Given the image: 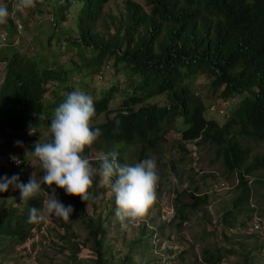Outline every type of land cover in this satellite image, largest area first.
Instances as JSON below:
<instances>
[{
    "label": "trees",
    "instance_id": "trees-1",
    "mask_svg": "<svg viewBox=\"0 0 264 264\" xmlns=\"http://www.w3.org/2000/svg\"><path fill=\"white\" fill-rule=\"evenodd\" d=\"M38 1L41 0H36V7L31 10L38 8ZM71 1L64 0L57 6L59 20L66 16L63 9ZM78 1L75 14L78 32L76 38L67 41L75 44L78 51L82 48L91 52L89 57L83 55L82 58L83 63L93 64V71L108 60L106 58H111V66L127 76L130 87L113 109L109 108V101L112 91L118 89L117 84L111 83L93 100L96 115L92 118V127H99L102 135L90 148H85L83 155L88 157L92 150L102 154L117 151L121 163L126 159L123 151L134 144L138 163L148 158V151H156L164 132L179 116L186 126L180 129L178 148L185 152L184 141L188 139H195L196 144L210 142L214 145V158L220 159L225 170L235 172L239 190L222 217L236 212L247 202L250 193L246 174L264 169V153L249 157L248 148L234 138L238 133L256 140L264 139V0H145L147 10L133 0H125L123 24L106 40L93 30V24L107 0ZM7 22L8 42L0 49V59L5 61L0 82V101L5 105L0 114V131L8 130L19 138L25 128L50 123L43 110L45 84L47 80L65 77V71L60 73L47 66L39 71L33 58L17 53L12 47V38L17 36L15 24L10 17ZM195 73H204L212 90L218 89V96L235 95L230 114L221 124L204 116L202 99L189 88L188 78ZM160 94H164L162 102L152 101ZM41 112L46 116L43 121L38 120ZM103 112L111 114L95 120ZM116 120L120 121L119 126ZM51 139L52 135L45 139L26 136V148L32 153L35 142ZM181 158L178 155L170 165L175 167ZM4 175L12 176L10 171L0 170V176ZM98 179L99 176L89 189L91 195L96 193ZM252 180L264 187V177L256 176ZM42 187L56 188V194L71 203L87 226L92 259L96 258L100 264V237L97 235L104 232L106 225L84 213L79 196L68 195L55 184L51 188ZM16 192H20L18 188ZM38 197L39 194L24 203L20 210L16 207L0 210V238L14 243L25 239L34 224L28 222L29 209L40 207ZM205 200L203 195L193 194L190 203L176 206L174 215L179 218L176 225L186 218L185 207L196 208ZM79 244L83 243H74L71 248L73 262H77ZM224 250L231 252L233 248L202 247L204 264H221Z\"/></svg>",
    "mask_w": 264,
    "mask_h": 264
},
{
    "label": "rangeland",
    "instance_id": "rangeland-1",
    "mask_svg": "<svg viewBox=\"0 0 264 264\" xmlns=\"http://www.w3.org/2000/svg\"><path fill=\"white\" fill-rule=\"evenodd\" d=\"M133 1L139 3L145 10L148 9L145 0ZM5 2L6 0H0V6ZM63 2L64 0H41L38 1L36 9L10 11L15 20L20 17L22 22L18 36L14 38L16 43L12 45L17 53L25 58H33L39 71L45 66L60 73L65 71V77L47 80L45 84L43 110L50 123L54 109L74 90L80 89L91 95L94 100L102 95L111 83L117 84L118 89L112 91L113 96L109 101L110 109L119 105L122 93L130 90L127 76L120 69L115 70L111 66V58H106L108 60L102 62L101 65L108 61V66L104 67L101 76L96 75L101 66L93 71L92 63H83L82 56L89 57L91 52L82 48L78 51V48L74 47L75 44H69L67 41L69 38H76L78 30L75 26V14L80 2L72 0L71 4L63 9L66 16L59 20L57 6ZM124 10L125 0L105 1L99 17L93 24V30L106 40L116 28L122 26ZM8 29H10L8 22L0 25V31L3 33H8ZM4 67L0 62V81ZM188 85L191 91L202 99L205 117L215 119L219 124L228 117L235 95L223 98L218 96V89L212 90L209 78L204 73L190 76ZM163 100L164 94L152 98V101L156 102ZM219 102L221 105L217 104L219 106L215 111L210 109L212 106L208 109L210 103ZM4 109L5 105L0 101V114ZM110 114L100 113L95 120ZM50 123L35 128L31 131L32 134H29L30 131L22 130L19 138L12 136L8 130L0 131V151L11 150L25 161L22 171L1 162L0 170L3 173L10 171L11 175L18 174L22 183L23 178L28 182L33 172L38 178L43 175L39 160L26 148L28 143L26 136L32 135L38 139L49 137ZM185 126L182 118L176 117L172 126L164 132L156 151L147 152V157L157 158L160 180L157 200L144 219L135 222L125 221L122 224L115 215V196L110 187L100 183V177L95 195H91L92 198L88 201H83L84 213L106 225L104 232L97 235L100 237V264H204L201 256L202 247L211 248L216 245L233 248L231 252L223 251L222 264H264V223L258 230L248 229L253 212L259 214L264 221V187L260 183H252L256 176L264 177V169H255L246 174L247 184L251 188L247 202L241 204L236 212L223 218V212L231 206L232 199L239 190L236 174L234 171L225 170L220 159L214 158V145L210 142L196 144L195 139H188L184 141L185 152L178 148L181 141L180 129ZM234 138L248 148L249 157L264 153V139L256 140L238 133L234 134ZM17 140L22 142L21 146L16 145ZM136 149V145L130 144L123 151L126 159L121 163L129 165L137 163ZM100 155L101 151L92 150L88 157L97 168ZM178 155L182 158L176 162L175 167H172L170 162ZM47 192L43 196L46 197ZM193 194L203 195L206 200L196 208L185 207L187 216L177 226L179 218L174 215V209L182 203H190ZM57 197L64 205H71L62 196ZM23 205L20 192H16L12 186H9L6 192H0L1 211H7L10 207L20 210ZM46 218H50L54 225L46 228L48 241L46 243L39 241L35 246L36 264H98L96 258L93 260L91 257L79 262L71 261L73 258L71 248L74 243L80 242L83 245L92 243L88 239L87 226L75 209L68 222L47 214ZM149 225L151 228L155 227L154 238L150 236ZM18 246V243L1 237L0 264L32 263L30 253L22 252Z\"/></svg>",
    "mask_w": 264,
    "mask_h": 264
},
{
    "label": "clouds",
    "instance_id": "clouds-1",
    "mask_svg": "<svg viewBox=\"0 0 264 264\" xmlns=\"http://www.w3.org/2000/svg\"><path fill=\"white\" fill-rule=\"evenodd\" d=\"M35 7L36 0H6L4 5L0 6V25L6 24L7 18L10 17L18 36L22 22L20 17L15 20L10 11L18 12L20 9ZM1 33L3 32L0 31V49L8 42V33H3V37ZM15 37L12 38L13 44L16 43ZM0 62L5 66L3 59H0ZM100 66L96 71L97 76H101L104 67L108 66V61ZM95 115L96 109L91 95L80 89L68 93L64 101L54 109L49 128L51 141L38 140L34 144L32 155L38 158L43 176L38 178L33 172L27 183L20 182L18 174L11 177L0 176V192H6L9 186L13 189L18 188L21 201L28 203L44 190L42 185L51 188L55 184L66 194L79 196L82 201H88L92 198L89 189L99 176L100 183L110 187L115 196V215L122 224L125 221L135 222L144 219L157 200L160 180L157 158L151 156L133 165L122 164L118 160L119 153L111 151L100 155L99 168L95 167L93 162L83 155L85 148H90L102 135L99 127H92L91 122ZM45 119L44 113L38 114V120ZM119 123L120 121L116 120L117 126ZM29 128L35 129L28 127L23 131ZM15 143L18 146L22 145L19 140ZM11 158L19 163L15 156ZM73 211L72 205H64L58 199L56 188H51V192H47V198L43 201V211L35 206L30 207L28 222L39 223L45 219L46 214L68 222Z\"/></svg>",
    "mask_w": 264,
    "mask_h": 264
},
{
    "label": "built area",
    "instance_id": "built-area-1",
    "mask_svg": "<svg viewBox=\"0 0 264 264\" xmlns=\"http://www.w3.org/2000/svg\"><path fill=\"white\" fill-rule=\"evenodd\" d=\"M1 37H3V33H1ZM217 104H220V102L216 103V104L210 103L207 107L209 109L212 106L213 108H210V109L215 111L217 109L216 107L219 106ZM222 105H223V107L225 106V104H222ZM28 131H33V129L29 128V129L26 130V132H28ZM12 156H15L17 158V160L19 161V163L14 161L11 158ZM0 160H1L0 161L1 164L9 165L10 167L17 168L20 171H22V168L25 166V161L18 154H15L11 150H2V151H0ZM40 176H42V175H40ZM23 183H27L25 178H23ZM47 191L51 192V190L44 189L39 194V197H38V200L40 201L39 209H41L42 211H43V201L47 198V196L45 197V195L43 196V194L46 193ZM263 223H264V221H263L262 217L259 214H257L256 212H253L252 218H251V220L249 222L248 229L249 230H258V229L261 228V224H263ZM53 225H54V222L50 218H46V215H45V219L42 220L39 223H34L29 228V234L25 237V239L23 241L18 243L19 244L18 248H21L22 252L23 251H28V253H30V255H31V259L30 260H32V263H30V264H36L37 263L35 261V257H36V255H35L36 254L35 246L37 245V242H39V241L41 243H46L48 241V239H46V228L49 227V226H53ZM149 226H150L149 230L151 232L150 236L152 235V237L154 238L155 237L154 236L155 227L151 228V225H149ZM89 257H91V258L94 257L93 250H92L91 246L87 245V244H84V245L83 244H79V249L76 251V259H77V261L78 262L82 261V259L83 260H87V258H89Z\"/></svg>",
    "mask_w": 264,
    "mask_h": 264
},
{
    "label": "crops",
    "instance_id": "crops-1",
    "mask_svg": "<svg viewBox=\"0 0 264 264\" xmlns=\"http://www.w3.org/2000/svg\"><path fill=\"white\" fill-rule=\"evenodd\" d=\"M221 264H222V261H221Z\"/></svg>",
    "mask_w": 264,
    "mask_h": 264
}]
</instances>
